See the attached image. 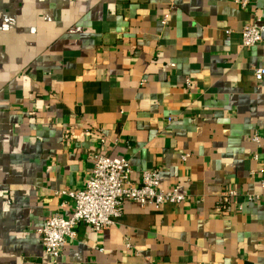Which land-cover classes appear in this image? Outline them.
I'll return each instance as SVG.
<instances>
[{
	"label": "crops",
	"instance_id": "1",
	"mask_svg": "<svg viewBox=\"0 0 264 264\" xmlns=\"http://www.w3.org/2000/svg\"><path fill=\"white\" fill-rule=\"evenodd\" d=\"M255 17L264 0H0V264H264V32L240 36ZM98 148L186 198L125 200L52 261L36 229L70 216L56 193L83 188ZM226 187L258 198L218 214Z\"/></svg>",
	"mask_w": 264,
	"mask_h": 264
},
{
	"label": "built area",
	"instance_id": "2",
	"mask_svg": "<svg viewBox=\"0 0 264 264\" xmlns=\"http://www.w3.org/2000/svg\"><path fill=\"white\" fill-rule=\"evenodd\" d=\"M235 3L243 8L249 4V0H235ZM263 32L264 26L258 17L245 23L240 31L242 47L249 49L258 45L262 41ZM253 74L256 79H260L264 74V68L254 67ZM88 132L89 129H85V133L88 134ZM92 132L97 134L100 144L104 142L101 128L94 129ZM64 137L71 139L75 138V135L65 134ZM252 141L259 143L257 134L252 136ZM182 158L185 159V156L183 155ZM89 159L91 168L83 188L78 191L64 189L56 193L59 197L65 196L72 200L73 208L70 216L64 217L59 213V209H54L36 229L44 254L52 261H56L60 256L68 240L76 238L77 224L84 223L96 231L107 228L120 217L125 200L159 208L166 202L177 205L186 198L184 193L174 188L169 190L159 188L158 168L142 171L140 182L134 185L128 178L131 170L126 158L109 156L98 148L90 152ZM257 198L258 195L242 194L232 187H226L218 194L214 210L221 215L228 214L233 207L241 209L244 202ZM59 207H65V204L61 203Z\"/></svg>",
	"mask_w": 264,
	"mask_h": 264
}]
</instances>
